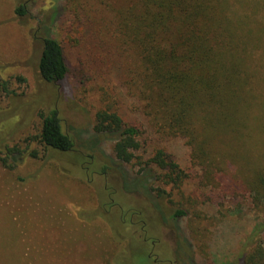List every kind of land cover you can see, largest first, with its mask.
Returning <instances> with one entry per match:
<instances>
[{
    "label": "rangeland",
    "instance_id": "1",
    "mask_svg": "<svg viewBox=\"0 0 264 264\" xmlns=\"http://www.w3.org/2000/svg\"><path fill=\"white\" fill-rule=\"evenodd\" d=\"M20 1L0 0V146L4 142L26 150L13 168L0 162V264H181L178 258L188 257L191 264H233L256 218L263 215L245 185L235 187L229 179L199 185V170L189 169V148L174 139L166 142L167 149L192 177L183 183L181 202L179 194L173 195V203L160 201L156 190L163 185L154 171L114 158L110 135L92 130L100 107L99 85L105 80L114 85L115 80L113 71L102 74L91 62L96 49L90 52L91 43L79 37L83 27H76L65 14L62 20L55 17L51 32L64 47L68 72L60 82L46 83L36 72L39 45L31 31L36 20L63 0H26L30 7L26 22L14 14ZM262 79L254 86L259 102L246 108L245 123L253 134L246 140L251 152L241 155L264 167ZM120 100V113L128 119L130 99ZM51 107L74 137L73 153L47 152L31 138L39 128L37 112ZM235 142L233 148L239 147ZM151 144L141 147L143 159ZM32 149L36 156L28 154ZM230 159L228 171L235 178L250 172L239 155ZM179 203L187 213L175 218L171 209ZM148 235L160 239L157 245L151 239L143 241Z\"/></svg>",
    "mask_w": 264,
    "mask_h": 264
},
{
    "label": "trees",
    "instance_id": "2",
    "mask_svg": "<svg viewBox=\"0 0 264 264\" xmlns=\"http://www.w3.org/2000/svg\"><path fill=\"white\" fill-rule=\"evenodd\" d=\"M29 8L22 0L15 4L14 14L26 22ZM99 12L108 13L107 18L99 17ZM64 14L76 27H83L79 37L91 43L90 52L96 49L90 59L96 69L102 74L113 71L115 84L105 80L99 85L94 133L110 135L114 158L154 171L163 185L156 190L160 201L173 203V195L179 194L181 202L183 183L192 177L193 168L199 170L197 183L202 186L228 179L235 187L245 185L263 215L256 218L233 264H264V167L241 155L251 152L246 140L253 134L245 123L246 108L259 102L254 86L264 78V0H63L36 20L31 31L39 45L37 75L50 84L68 72L64 47L51 32L55 17L62 20ZM122 96L130 99L128 119L120 113ZM37 113L39 128L31 138L47 152L73 153L74 137L63 129L58 110L51 107ZM174 139L189 148V169L168 151L166 142ZM234 141L239 147L233 148ZM150 142L151 152L143 159L139 151ZM25 151L3 142L0 162L13 168ZM28 154L36 156V150ZM237 155L251 167L239 178L228 171L230 157ZM183 207L179 203L171 215H185ZM147 239L154 241L152 245L160 241L149 235L143 241ZM178 260L191 264L190 257Z\"/></svg>",
    "mask_w": 264,
    "mask_h": 264
}]
</instances>
